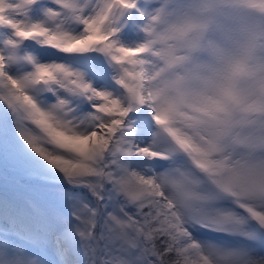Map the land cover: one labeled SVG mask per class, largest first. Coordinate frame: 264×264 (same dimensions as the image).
Wrapping results in <instances>:
<instances>
[{"label": "snow or ice", "instance_id": "6c2138e0", "mask_svg": "<svg viewBox=\"0 0 264 264\" xmlns=\"http://www.w3.org/2000/svg\"><path fill=\"white\" fill-rule=\"evenodd\" d=\"M169 3L0 0V264H264V93L162 79Z\"/></svg>", "mask_w": 264, "mask_h": 264}, {"label": "clouds", "instance_id": "9594fccd", "mask_svg": "<svg viewBox=\"0 0 264 264\" xmlns=\"http://www.w3.org/2000/svg\"><path fill=\"white\" fill-rule=\"evenodd\" d=\"M168 7L173 14L155 26L159 38H153L152 50L173 48L177 60L162 79L183 77L191 88L198 89L203 80L240 64L242 71L236 77V87L249 94L247 103L264 93V14L237 13L227 0H170ZM189 18L193 24L211 22L203 32L194 28L174 38L170 29L182 27ZM194 40L198 41L197 47H192ZM183 57L188 59H179ZM157 63L159 68H165L163 60L157 58Z\"/></svg>", "mask_w": 264, "mask_h": 264}]
</instances>
